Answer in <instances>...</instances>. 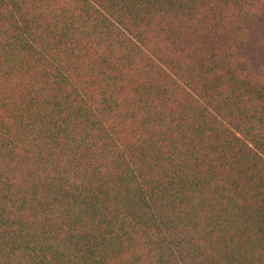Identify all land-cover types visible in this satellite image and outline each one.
<instances>
[{"label":"trees","instance_id":"obj_1","mask_svg":"<svg viewBox=\"0 0 264 264\" xmlns=\"http://www.w3.org/2000/svg\"><path fill=\"white\" fill-rule=\"evenodd\" d=\"M0 264H264V0H0Z\"/></svg>","mask_w":264,"mask_h":264}]
</instances>
